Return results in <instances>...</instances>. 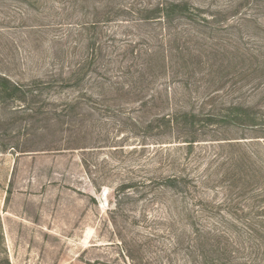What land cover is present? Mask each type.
I'll return each instance as SVG.
<instances>
[{"label": "rangeland", "instance_id": "1", "mask_svg": "<svg viewBox=\"0 0 264 264\" xmlns=\"http://www.w3.org/2000/svg\"><path fill=\"white\" fill-rule=\"evenodd\" d=\"M105 1L0 0V76L21 85L13 93L0 84V264H168L160 262V249L168 243L171 192L151 185L121 189V184L181 169L207 179L199 195L216 203L212 223L235 233L234 262L264 264V200L253 207L255 192L243 190L246 182L263 187L264 176L250 165L256 177L239 179L229 149L216 150L217 157L203 155L199 146L210 145L188 148L182 141L189 134L146 127L155 115L175 108V100L177 109L203 115L230 102L264 112V0H167L186 6L190 19L174 18L168 28V40L176 37L191 50L179 75L191 74L190 84H172V107L150 86H141V93L108 85L97 89L99 75L113 82L120 77L104 67L84 78L86 90L62 87L69 78L66 67L71 70L79 55H86L90 35L101 33L103 42L119 30L113 23L86 31L77 27L102 20ZM158 1L163 0L114 3L131 9L126 18H138ZM148 30L162 32V25H140L130 38L121 31L129 41L141 42L149 41ZM205 60L215 64L220 82L202 80ZM79 95L82 101L75 105L72 99ZM223 128L205 124L195 135L208 141L254 135L238 125ZM160 142L172 143L160 148ZM200 154L204 159L193 161Z\"/></svg>", "mask_w": 264, "mask_h": 264}, {"label": "trees", "instance_id": "2", "mask_svg": "<svg viewBox=\"0 0 264 264\" xmlns=\"http://www.w3.org/2000/svg\"><path fill=\"white\" fill-rule=\"evenodd\" d=\"M105 2L108 5L107 9L103 10L102 20L93 19L83 22L77 27L80 28L79 31H86L88 29H100L102 25L113 23L117 24L119 30L106 37V41L103 42L99 41L101 33L98 34L99 37L91 34L90 36L93 37L86 47V55L84 53L81 56L79 55V59L74 62L71 70L69 66L66 67L69 71V78H66L65 82H61L62 87H71L77 90L83 88V90H86L81 83L84 78L87 77L88 73L104 67L106 74L120 77L114 76V79L119 80L113 82L107 76L99 75L103 80L94 82L97 89L103 90L108 85L109 88L120 89L126 93L131 90L132 92L141 93V86H150V89L153 93H156L160 101L166 102V104L169 103V107H172L170 102L176 96L172 95L174 89H172V84L181 83L185 88L190 84L188 77L191 74L188 72L185 73L186 75L182 74L186 76L184 79L179 78V75L182 66H188V52L191 50L176 42V37L168 40V36L171 35L168 28L172 27L171 20L174 18L185 17L189 19L187 17L189 15L187 7H181L179 1L163 0L158 1L152 9L146 11L147 13L140 15L141 17L126 18V16H130L131 9L129 7L120 5L119 2L114 3V0ZM203 18L202 21H205L208 25L210 21L205 17ZM140 25H162V32L148 30L151 35H149V41H129L125 34L128 38L132 35L136 36L132 29L138 30ZM122 29H124L125 34L121 31ZM152 35L154 42L152 41ZM217 45L215 44L213 47H217ZM218 48L220 46L214 49L218 50ZM102 56L107 59L104 64L97 61V58ZM202 63L208 72L202 77L205 84L211 85L214 82H220L219 79H216L215 64L208 60ZM122 64H125V70H123ZM200 65L201 62H198L197 67ZM221 65H223V62ZM142 83L146 85H140ZM0 84L3 87H11L13 93L20 91L21 87V85L1 76ZM39 85L40 83H34L33 87ZM43 85L49 86L50 83H43ZM147 89L150 90L149 87ZM81 97L79 95L73 98V103L75 105L80 104ZM89 98L90 96L87 99L91 100ZM151 99L153 101L152 107H157L156 97L152 96ZM135 102L138 105L140 103V101ZM174 103L175 108L169 109V112L163 113L159 117L155 115V118L150 119L146 127L161 129L160 133L171 131L176 134H189L187 136L190 137H186L188 139L182 141L188 148L192 149L203 144L210 145L208 147L199 146L198 149L200 152L202 151L203 155L217 157L219 153L216 150L219 149L220 154H222L229 149L230 156L228 158L235 162L234 168L238 171L239 179L244 178L245 180L246 177L254 179L256 177V174L254 177L250 174L252 172L250 165H254V171L257 174L264 176V112L247 105L241 106L230 102L225 107L218 109L217 112L203 115L201 113L196 114L188 109H177L176 106H178L179 101L175 100ZM213 123L225 127L223 129L238 125L247 128L254 135H242L238 138H224L217 141L197 139L195 133L204 128L205 124ZM169 143L172 142H160L158 147L161 148L162 145ZM198 158L204 159L200 154L193 161H199ZM177 172L173 173L172 171L168 175L161 174L121 184V189H130L136 185L140 188L151 185L154 190L159 188L171 192L172 205L169 207L168 243L163 249H160V252L163 253L162 256H164L160 262L167 261L168 264H239L234 262L237 256L232 247L238 242L236 235H233L235 233L231 232L227 226L221 228V226H217V223H212L214 220L213 214H216L214 211L216 203L208 204L207 200L199 195V192H202L200 188L207 182V179L203 176H192L188 172H182V169ZM244 189L255 192L250 197L253 207L257 206L258 199L260 201L264 200V186L261 188L256 186L253 189L251 182H246L243 185ZM224 204L218 203V207L224 206ZM205 219H209L210 222L205 224L203 222ZM155 220L154 217L152 223ZM238 237L240 238V235ZM154 240L159 241L157 235ZM146 246L148 244L143 240L140 247L145 248Z\"/></svg>", "mask_w": 264, "mask_h": 264}]
</instances>
